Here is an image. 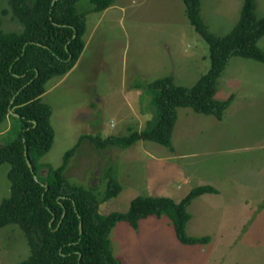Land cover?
<instances>
[{
  "label": "rangeland",
  "instance_id": "374dc122",
  "mask_svg": "<svg viewBox=\"0 0 264 264\" xmlns=\"http://www.w3.org/2000/svg\"><path fill=\"white\" fill-rule=\"evenodd\" d=\"M244 0H202L209 30L224 37L240 19ZM116 4V6H114ZM107 12L91 10V0L75 3L85 14L86 47L64 76L46 83L41 102L51 108L54 131L50 149L40 158V174L62 165L76 185L93 189L103 200L113 176L123 186L101 203V213L127 212L131 201L148 196L153 160L180 163L189 183L172 172L163 196L179 202L192 188L213 185L187 207L188 236H210L208 244L181 243L168 215L141 219L135 229L118 222L110 234L120 264H264V63L233 56L218 79L216 99L233 95L222 119L178 107L172 150L155 141L98 148L92 137H125L157 123L158 108L149 87L172 76L191 88L211 67L210 45L191 24L183 0H115ZM255 16L264 17V0H255ZM10 1L0 0V30L21 32ZM258 46L264 52V35ZM21 121L8 116L0 125V144L14 140ZM153 163V164H151ZM9 163L0 165V203L11 194ZM153 172V171H152ZM155 173V172H154ZM31 253L17 224L0 228V264H19Z\"/></svg>",
  "mask_w": 264,
  "mask_h": 264
},
{
  "label": "trees",
  "instance_id": "16d2710c",
  "mask_svg": "<svg viewBox=\"0 0 264 264\" xmlns=\"http://www.w3.org/2000/svg\"><path fill=\"white\" fill-rule=\"evenodd\" d=\"M14 15L23 24L21 32L0 30V125L8 116L21 121L17 137L0 144V165L10 164L11 194L0 203V228L19 225L31 248L19 264H120L111 247L110 234L118 222L137 229L149 216L168 215L177 239L188 245L208 244L210 236H188L187 207L206 193H217L212 185L192 188L179 202L167 196H137L127 212L101 213V203L119 195L123 186L108 181L103 200L93 189L72 184L63 173L73 150L64 155L59 167L40 174V158L50 149L54 131L51 108L41 102L46 83L68 73L80 57L85 41V14H78L79 0H9ZM94 12H103L115 0H91ZM187 18L210 45L211 67L191 87L177 86L172 76L154 81L149 87L158 108L157 123L129 136L92 137L95 145L128 147L139 140L155 141L172 150L176 108L222 119L233 95L216 99L218 79L233 56L264 63L258 46L264 35V17L255 16V0H244L241 16L224 37L212 33L202 18V0H183Z\"/></svg>",
  "mask_w": 264,
  "mask_h": 264
},
{
  "label": "crops",
  "instance_id": "0c3cea01",
  "mask_svg": "<svg viewBox=\"0 0 264 264\" xmlns=\"http://www.w3.org/2000/svg\"><path fill=\"white\" fill-rule=\"evenodd\" d=\"M114 6H116V4ZM110 8L112 7H109L108 9ZM108 9L106 10L108 11ZM106 10L103 12H107ZM85 47H86V41H85L84 49ZM168 160L165 159V157L156 159V162L155 160H153L154 165L151 166L154 167L156 165L158 168L155 170L150 169V180L148 183L149 196H153V197L163 196V193L167 190L166 181L168 179V175L172 171H173L172 173L175 174V176H178L179 181H182L183 183H189V175L187 174L185 168L180 163H175ZM167 172L170 173L167 174ZM212 194H216V193H212Z\"/></svg>",
  "mask_w": 264,
  "mask_h": 264
}]
</instances>
